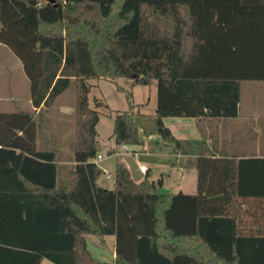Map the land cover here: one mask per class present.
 I'll return each mask as SVG.
<instances>
[{
	"label": "trees",
	"instance_id": "obj_1",
	"mask_svg": "<svg viewBox=\"0 0 264 264\" xmlns=\"http://www.w3.org/2000/svg\"><path fill=\"white\" fill-rule=\"evenodd\" d=\"M55 2L0 0V43L20 61L31 103L0 112V264H104L87 235L114 236L111 264H264V237L236 234L229 165L227 209L161 192L163 178L147 182L148 168L134 182L123 162L113 189L99 186V114L88 102L90 78L155 83L153 117L126 94L115 145L128 150L154 134L151 145L182 152L163 118H234L240 83L264 81V0ZM62 105L72 108L70 122L56 117ZM66 127L73 133L63 138ZM237 166V194L264 197V156Z\"/></svg>",
	"mask_w": 264,
	"mask_h": 264
},
{
	"label": "crops",
	"instance_id": "obj_2",
	"mask_svg": "<svg viewBox=\"0 0 264 264\" xmlns=\"http://www.w3.org/2000/svg\"><path fill=\"white\" fill-rule=\"evenodd\" d=\"M241 83L238 114L234 118H163V124L176 139L183 143L182 152L172 153L151 145V142L157 137L154 134L143 136L141 146L128 148V150L123 146L119 148L131 153L130 155L138 164L152 163L139 161L138 156L158 158L156 162H153L154 164L166 166L171 174L173 171L177 175V180L174 181L176 184L173 188L174 191L165 189L164 180L160 191L195 194L202 203H205L206 207L215 205L227 209L223 188L229 165L231 170L230 193L236 216V234L238 236L264 237V197L239 196L237 194L238 159L264 156V100L262 102L258 100L241 102ZM28 103L30 108V98ZM142 106L141 104L140 107ZM71 112L70 106L62 105L58 108V113L55 114L59 121L64 122L70 120L68 116ZM137 112L139 113L138 110ZM154 113L155 109L153 114L148 117H153ZM61 136L64 138L63 133ZM133 150L137 152L133 153ZM123 152L118 150L119 157ZM69 156V149L63 148L59 163L63 166V171L67 176L71 170L70 166L73 164L69 160ZM147 168L150 173V168L148 166ZM98 181L99 186L108 188L100 185ZM243 213L250 216L249 224L244 222ZM104 242L103 238L101 243L104 244ZM111 257L113 261L115 257L114 242L112 243Z\"/></svg>",
	"mask_w": 264,
	"mask_h": 264
},
{
	"label": "rangeland",
	"instance_id": "obj_3",
	"mask_svg": "<svg viewBox=\"0 0 264 264\" xmlns=\"http://www.w3.org/2000/svg\"><path fill=\"white\" fill-rule=\"evenodd\" d=\"M88 84L90 86L88 94L89 106L96 109L99 114V121L96 125V139L100 144L97 155H100L101 158L98 159L97 164L103 170V173L99 177L98 182L100 185L107 186L110 189L113 188L112 176L116 163L119 160L123 162L122 155L131 154L115 145L112 136L115 113L128 109L126 94L130 93L131 100L135 105H143L142 107H136V112L138 110L146 118L153 114L156 106V85L152 83L150 86H133L125 79L108 80L95 78L88 79ZM244 100L262 102L264 100V81L242 82L241 102ZM28 101L29 82L22 70L21 63L7 46L0 43V112L27 109L29 108ZM65 130L63 133L64 138L72 135V128L66 127ZM63 148L66 149L67 147L64 146ZM118 150L124 151L120 157L117 154ZM146 165L150 168L149 176L146 179L147 182L155 181L162 177L165 189L168 191L175 190L173 188L176 185L174 181L177 180L176 172L172 171L171 174L166 166L156 163H147ZM106 174H109V179L105 178ZM104 241V244H102L98 236H86L87 248L92 256L104 264H111L114 236H105ZM40 264L54 263L47 259H42Z\"/></svg>",
	"mask_w": 264,
	"mask_h": 264
},
{
	"label": "water",
	"instance_id": "obj_4",
	"mask_svg": "<svg viewBox=\"0 0 264 264\" xmlns=\"http://www.w3.org/2000/svg\"><path fill=\"white\" fill-rule=\"evenodd\" d=\"M51 4L56 5L55 0H48ZM95 149L98 151L100 149V145L96 143ZM122 160L125 163L126 168L129 171L130 178L134 182H139L143 179L144 174L139 171L138 163L134 160L133 156L130 154L122 155Z\"/></svg>",
	"mask_w": 264,
	"mask_h": 264
},
{
	"label": "built area",
	"instance_id": "obj_5",
	"mask_svg": "<svg viewBox=\"0 0 264 264\" xmlns=\"http://www.w3.org/2000/svg\"><path fill=\"white\" fill-rule=\"evenodd\" d=\"M101 158L100 155H97V157L95 158V162H98V159ZM138 169L140 172H142L143 174L146 173L147 171V167L145 164H138ZM106 178H110V176L108 174L105 175Z\"/></svg>",
	"mask_w": 264,
	"mask_h": 264
}]
</instances>
